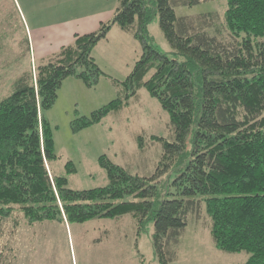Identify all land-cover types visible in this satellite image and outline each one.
<instances>
[{"label":"trees","instance_id":"1","mask_svg":"<svg viewBox=\"0 0 264 264\" xmlns=\"http://www.w3.org/2000/svg\"><path fill=\"white\" fill-rule=\"evenodd\" d=\"M206 1L119 0L110 21L94 32L75 34L73 44L15 80L14 91L0 100V243L16 211L30 225L130 214L139 235L153 223L158 261L170 264L178 259L190 214L205 202L216 247L247 251L245 264H264V0H228V39L207 30L215 15H204L198 24L176 13V6ZM157 15L183 60L155 46L149 25ZM114 26L142 48L122 83L125 96L77 117L72 130L101 123L146 88L169 113L175 140L152 137L162 143L163 153L151 176L134 173L104 154L99 164L107 171V184L74 189L67 175L51 168L57 154L45 112L56 104L68 78L94 87L106 76L94 49ZM139 142L143 148L142 136ZM66 171L77 172L73 161Z\"/></svg>","mask_w":264,"mask_h":264},{"label":"rangeland","instance_id":"2","mask_svg":"<svg viewBox=\"0 0 264 264\" xmlns=\"http://www.w3.org/2000/svg\"><path fill=\"white\" fill-rule=\"evenodd\" d=\"M38 3L43 9L34 13L23 0H0V100L14 91L13 84L22 73L35 71V65L43 62L36 58L35 46L39 54V43L48 45L55 28L49 25V10ZM227 3L228 0H209L193 7L176 6L175 10L179 17L195 18L198 24L203 23L204 15H215L207 30L212 34L222 33L220 38L228 39L224 26ZM149 32L158 50L172 59H184L175 54L166 39L159 15L150 23ZM112 33L109 40L94 49V57L106 76L94 87L75 77L68 78L56 104L45 112L52 125L57 154L51 168L56 175H67L74 189L107 184V171L99 164V157L104 154L134 173L151 176L163 153L162 143L153 141L152 137L175 140L169 113L146 88L131 99L129 106L112 112L101 123L79 132L72 130L71 123L77 117L90 116L112 100L125 96L122 83L140 58L142 48L138 40L118 26ZM68 161L74 162L76 173L67 174ZM14 218L6 224L0 243V264H29V238L35 241L34 256L39 264H160L153 247V223L139 235L136 220L130 214L84 223L44 221L35 225L28 224L19 211ZM211 224L204 202L198 212L190 214L177 248L178 259L170 264H245L250 256L247 251L230 253L216 247Z\"/></svg>","mask_w":264,"mask_h":264},{"label":"crops","instance_id":"3","mask_svg":"<svg viewBox=\"0 0 264 264\" xmlns=\"http://www.w3.org/2000/svg\"><path fill=\"white\" fill-rule=\"evenodd\" d=\"M23 1L26 4L27 9L34 13H38L41 9H43L38 2L43 3L42 6H44V9L47 8L49 13H51L49 25L55 28L52 33V39L48 45L41 42L39 43V54H37L35 46L36 58H41L43 61L44 59H50L55 56L62 49V47L73 44L75 34H87L98 30L102 23L108 22L113 18L119 5V0ZM113 30L114 28L108 37L102 40L99 44L109 40L111 38V34H113ZM116 35L120 36L122 33H118ZM33 41H35L34 38ZM28 43L30 46L31 40L29 36ZM99 44L97 46H99Z\"/></svg>","mask_w":264,"mask_h":264},{"label":"flooded vegetation","instance_id":"4","mask_svg":"<svg viewBox=\"0 0 264 264\" xmlns=\"http://www.w3.org/2000/svg\"><path fill=\"white\" fill-rule=\"evenodd\" d=\"M34 242L35 241L32 240L31 238L28 239V244H27V248H28V250H27V257L29 259V256H30V259L28 260L29 264H39V261H36L35 260L36 257L34 256V254L36 253V250H35V246L36 245H33ZM32 246H33V248H32ZM16 250H17L16 255H17V257H19V253H18L19 252V248L17 247ZM31 251H32V253H31ZM34 261H36V262H34Z\"/></svg>","mask_w":264,"mask_h":264}]
</instances>
